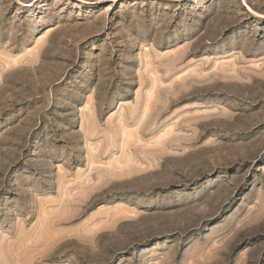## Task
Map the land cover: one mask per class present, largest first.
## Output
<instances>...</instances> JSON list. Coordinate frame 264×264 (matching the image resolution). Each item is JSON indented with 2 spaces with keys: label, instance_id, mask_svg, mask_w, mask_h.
I'll return each instance as SVG.
<instances>
[{
  "label": "rangeland",
  "instance_id": "obj_1",
  "mask_svg": "<svg viewBox=\"0 0 264 264\" xmlns=\"http://www.w3.org/2000/svg\"><path fill=\"white\" fill-rule=\"evenodd\" d=\"M0 264H264V0H0Z\"/></svg>",
  "mask_w": 264,
  "mask_h": 264
},
{
  "label": "bare ground",
  "instance_id": "obj_2",
  "mask_svg": "<svg viewBox=\"0 0 264 264\" xmlns=\"http://www.w3.org/2000/svg\"><path fill=\"white\" fill-rule=\"evenodd\" d=\"M186 116V115H185ZM91 182V181H90ZM77 196V195H76ZM85 196V195H84ZM111 218V217H110ZM87 228V227H86ZM55 232V231H54ZM68 232V231H67ZM89 235V234H88ZM43 236V235H42ZM32 237V236H31ZM52 237V236H51ZM43 241V240H42ZM36 242V241H35Z\"/></svg>",
  "mask_w": 264,
  "mask_h": 264
}]
</instances>
